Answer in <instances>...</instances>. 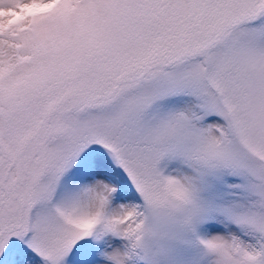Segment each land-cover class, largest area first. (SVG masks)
I'll list each match as a JSON object with an SVG mask.
<instances>
[{"label":"snow or ice","instance_id":"6c2138e0","mask_svg":"<svg viewBox=\"0 0 264 264\" xmlns=\"http://www.w3.org/2000/svg\"><path fill=\"white\" fill-rule=\"evenodd\" d=\"M0 264H264V0H0Z\"/></svg>","mask_w":264,"mask_h":264}]
</instances>
